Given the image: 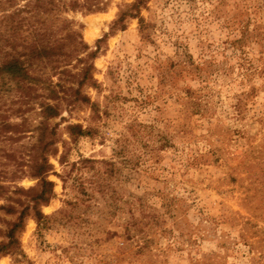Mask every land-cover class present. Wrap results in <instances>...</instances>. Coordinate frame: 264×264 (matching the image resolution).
Returning a JSON list of instances; mask_svg holds the SVG:
<instances>
[{"label": "rangeland", "instance_id": "374dc122", "mask_svg": "<svg viewBox=\"0 0 264 264\" xmlns=\"http://www.w3.org/2000/svg\"><path fill=\"white\" fill-rule=\"evenodd\" d=\"M135 1L61 14L94 53L91 104L50 119L53 196L0 264H264V0ZM10 100L0 125L21 121ZM69 124L89 134L71 138ZM10 135L7 176L36 133ZM14 217L0 213V228Z\"/></svg>", "mask_w": 264, "mask_h": 264}, {"label": "trees", "instance_id": "16d2710c", "mask_svg": "<svg viewBox=\"0 0 264 264\" xmlns=\"http://www.w3.org/2000/svg\"><path fill=\"white\" fill-rule=\"evenodd\" d=\"M18 1L0 0V99H11L10 104L16 105L11 107V113L21 121L2 123L0 134L35 132L36 136L27 159H13L19 169L10 176L0 174V213L15 215L13 220H1L5 227L0 228V256L17 254L18 234L26 217L34 218L38 226L45 219L40 207L53 196L48 157L57 154L56 144L61 140L57 125H51L50 119L59 117L64 109L71 111L91 104L83 88L94 86L93 64L85 62L94 53L88 51L81 34L72 28L73 22L61 14L66 10L98 11L106 0H22V5ZM146 2L136 0L131 9L137 11ZM121 19L122 16L117 22ZM31 111L38 116V122L30 129L29 118L24 115ZM66 131L71 138L89 134V130L73 124L67 125ZM13 155L8 153L6 157ZM25 172L38 179L36 190L17 186L9 189L5 185L4 179L20 178Z\"/></svg>", "mask_w": 264, "mask_h": 264}, {"label": "bare ground", "instance_id": "6f19581e", "mask_svg": "<svg viewBox=\"0 0 264 264\" xmlns=\"http://www.w3.org/2000/svg\"><path fill=\"white\" fill-rule=\"evenodd\" d=\"M92 36H93V33L92 32H87L86 33V39L87 40H90L92 38Z\"/></svg>", "mask_w": 264, "mask_h": 264}]
</instances>
